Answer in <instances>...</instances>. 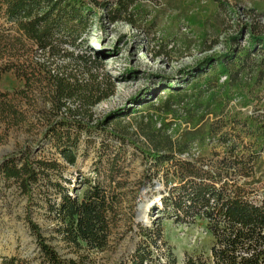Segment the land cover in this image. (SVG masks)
<instances>
[{
    "label": "trees",
    "instance_id": "1",
    "mask_svg": "<svg viewBox=\"0 0 264 264\" xmlns=\"http://www.w3.org/2000/svg\"><path fill=\"white\" fill-rule=\"evenodd\" d=\"M212 5L238 13L235 32L227 36L223 53L206 57L191 71L184 87L168 88L164 97L142 106L140 111L148 113L145 127L152 128L143 132L148 148H135L148 164L150 178L163 181L167 191L160 200L163 213L177 224L202 220L211 235L208 252L189 256L184 264H264V117L228 116L226 112L236 93L252 101L264 98V6L239 9L217 0ZM94 13H101L109 24L123 22L141 28L136 17L142 10L135 0H0L1 48H24L28 43L47 60L78 65L75 71L54 75L44 65L26 66L38 70L51 89L53 120L44 138L69 166L76 163L81 134L106 127L117 117L92 125L88 110L112 97L113 90L92 74V69L97 70L95 61L73 54L85 45ZM187 23L200 26L205 40L206 21L190 17ZM242 36H247L246 44L241 43ZM216 45L213 40L204 45V51ZM21 69L15 64H0V128L16 119V103L25 99L31 86L25 68ZM7 75L17 81L12 92L2 87ZM168 115L172 120L166 119ZM177 116L184 128L177 125ZM157 123L159 128H153ZM193 145L208 151V158L192 157ZM187 154L189 157L182 159ZM17 155L3 159L0 176L17 182L27 199L26 222L42 264L92 262L93 253L108 248L118 195L90 182L79 199L62 187L63 167L57 160H35L26 149ZM39 197L55 223V233L76 258H63L32 219L31 209ZM137 235L140 241L125 264H175L159 224L140 227Z\"/></svg>",
    "mask_w": 264,
    "mask_h": 264
},
{
    "label": "rangeland",
    "instance_id": "2",
    "mask_svg": "<svg viewBox=\"0 0 264 264\" xmlns=\"http://www.w3.org/2000/svg\"><path fill=\"white\" fill-rule=\"evenodd\" d=\"M95 1L112 3L116 0ZM135 1L142 10L136 17L140 29L123 22L109 24L101 13H94L92 28L84 37L85 45L73 52L74 56L82 54L95 61L97 70L92 69V74L97 75V81L103 86L113 90L112 97L88 110L92 125L110 122L117 115L106 127L102 125L90 134H81L74 166L67 165L51 142L44 138L53 120L49 100L51 89L38 70L26 66L27 63L44 65L45 70L54 75L75 71L78 65L60 59L47 60L36 48L30 49L28 43L24 48L0 47V64L25 68L23 70L31 82L25 99L16 103V119H11L9 126L1 125L0 163L10 155L19 156L17 154L26 149L35 160H57L61 164L62 180L69 183L61 181V184L70 195L81 199L90 182L118 195L119 205L108 248L93 253L92 262L84 264H125L140 241L139 228H151L154 224L161 226L163 240L175 264H184L189 256L206 254L212 243L204 221L177 224L171 216L163 213L160 200L166 196V188L159 177L150 178L148 164L135 147L146 149L149 146L143 132L152 125L145 127L148 113L140 111L142 106L164 97L168 88L184 87L192 76L191 71L206 57L223 53L226 38L235 32L239 15L226 5L225 11L218 10L212 5L216 0ZM217 1L239 9L264 6V0ZM214 16H218L216 21ZM190 17L207 22L205 40L200 26L187 23ZM145 20L147 25L143 26ZM213 40L217 45L204 51V45H210ZM247 40V36H242L241 43L246 44ZM2 87L12 92L17 88V81L7 75ZM247 98L236 93L226 109L228 116L255 114L264 117V98L254 101ZM152 113L162 116L159 112ZM179 116L175 119L177 125L184 128ZM171 118L172 115L166 117L169 121ZM153 128H159V123ZM196 152L204 159L209 156L208 151ZM26 204L27 199L18 183L0 176V264H42L36 240L26 222ZM144 205L149 209L142 219L140 214ZM31 217L63 258H76L72 249L55 233V223L48 218L40 197L31 209Z\"/></svg>",
    "mask_w": 264,
    "mask_h": 264
},
{
    "label": "built area",
    "instance_id": "3",
    "mask_svg": "<svg viewBox=\"0 0 264 264\" xmlns=\"http://www.w3.org/2000/svg\"><path fill=\"white\" fill-rule=\"evenodd\" d=\"M160 126V125H159ZM198 149H197V147L195 146V145H193L192 147H191V151H190V154L192 155V157H197L198 156V153L196 152ZM189 156H188V154L187 155H183L182 156V159H185V158H188Z\"/></svg>",
    "mask_w": 264,
    "mask_h": 264
},
{
    "label": "bare ground",
    "instance_id": "4",
    "mask_svg": "<svg viewBox=\"0 0 264 264\" xmlns=\"http://www.w3.org/2000/svg\"><path fill=\"white\" fill-rule=\"evenodd\" d=\"M148 209H149L148 205H146V206L144 205L143 206V209L141 210V214H140L142 219H145L144 212L148 211Z\"/></svg>",
    "mask_w": 264,
    "mask_h": 264
}]
</instances>
